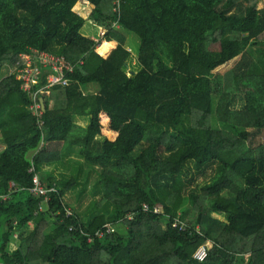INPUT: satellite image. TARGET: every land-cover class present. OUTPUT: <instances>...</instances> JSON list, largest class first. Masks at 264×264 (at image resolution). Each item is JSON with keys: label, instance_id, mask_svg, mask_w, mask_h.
<instances>
[{"label": "trees", "instance_id": "16d2710c", "mask_svg": "<svg viewBox=\"0 0 264 264\" xmlns=\"http://www.w3.org/2000/svg\"><path fill=\"white\" fill-rule=\"evenodd\" d=\"M259 1L0 0V264H264ZM35 52L73 67L39 95V118L31 95L51 69L39 65L31 92L12 70ZM63 154L101 168V197L85 216L65 204L77 176L46 204L28 190ZM210 170L208 184L189 188Z\"/></svg>", "mask_w": 264, "mask_h": 264}, {"label": "rangeland", "instance_id": "374dc122", "mask_svg": "<svg viewBox=\"0 0 264 264\" xmlns=\"http://www.w3.org/2000/svg\"><path fill=\"white\" fill-rule=\"evenodd\" d=\"M258 8L264 9V2L259 1ZM75 11L78 14L82 15L83 17H87L89 15L88 12L84 13V12L80 11V9L78 10L77 8ZM127 38H129V37H127ZM126 46H127L128 50H133L132 45L127 44ZM239 60H240L239 58H236V59L218 67L215 70L216 74L217 73L222 74V73L229 71L230 69H232L235 66L236 63H238ZM126 63H127V66L130 68V70L137 71L138 67L136 66L135 57H132L130 59V61H128ZM12 70L14 71V69H12ZM12 70H10V71L12 72ZM3 72L5 74H8L9 73L8 67L4 68ZM1 74H3V73H1ZM216 100H217V98L214 97V102H213L214 104L216 103ZM243 105H244V101L242 99H240L239 97L233 99V103H232L233 109H241ZM80 125L83 126L82 123H80ZM87 126L88 125H86V127ZM258 141H261V143L264 144V135ZM254 146H257V145L254 144ZM2 150H3V146L0 145V152ZM81 160H83L81 157L74 156L72 158V160L69 161L73 168L66 169V168H59L56 166H46L45 165L44 170H46L48 172H51L52 170H54V171H52V173H54V175H55L54 180L58 184H63V182H65V181L67 182L71 178L77 176V185L75 186V188L72 191H69L66 194L65 204H67V206H69L71 208V210L74 213H76L77 215L85 216V211L86 210L88 211L93 206L94 202L98 201L99 198L101 197V193L99 192L100 191L99 190V184L97 182V180L99 179V171L101 170V168L96 167V169H91L84 160L83 161H81ZM80 162L81 163L84 162V163L81 164V170L76 172L75 163H80ZM54 168H56L57 171ZM61 169H66L68 171H71L70 169H72V174L65 173L63 176H60V174H63V172H60ZM194 173H195L194 171L191 172V174H194ZM211 176H213L212 170H210L206 176L198 175L195 178V180L193 181L192 185L189 186V188L194 189L196 191H199L202 186L208 184ZM61 177H63V178L67 177V178L63 181V179H61ZM190 177H192V176L187 177V180H189ZM52 183H54V182H52ZM191 189H188V190L186 189L187 193ZM222 195H225V193H222ZM44 207L45 206H42V209ZM191 210H192V207L190 206V201L188 199H186L185 201H183V204L181 206V211L185 212L186 216H189L191 213ZM157 212L159 213V212H161V210H158ZM178 215H180V212L178 213ZM213 216H216V215L213 214ZM217 217L221 218L220 216H217ZM121 230H123L122 225L112 226V232L121 233Z\"/></svg>", "mask_w": 264, "mask_h": 264}, {"label": "built area", "instance_id": "2783aa9c", "mask_svg": "<svg viewBox=\"0 0 264 264\" xmlns=\"http://www.w3.org/2000/svg\"><path fill=\"white\" fill-rule=\"evenodd\" d=\"M21 59L23 61L22 67H16L18 63H16L14 71L17 74V78L22 81L23 89L28 92L32 91V86L36 85L41 74L39 67L42 66L43 69L49 67L50 73L45 76L46 84H44L38 91L31 95L33 106V114L35 117L39 118L42 114L41 106L39 104V95L45 94L49 95V91L52 86L64 84V76L68 73H73V67L66 63L63 58H54L50 55L44 53H33V55H21ZM40 65V66H39ZM41 68V69H42ZM44 75V74H43ZM31 172H34V167L30 169ZM14 182H10V186H14ZM29 192L33 196L41 197L44 204L49 201L50 193H54L58 190L55 184H49L45 180L41 178V176L37 173L33 176L32 186L28 188ZM2 198H6V196H0ZM143 211H148V206H142ZM39 211H42V208H39ZM72 212L70 210H66V217L69 218L72 216ZM130 219V216L127 217ZM175 227L178 228L179 231H183L184 227L179 224ZM98 239L103 237L102 233L96 234ZM92 242V240H90ZM207 256L206 245L201 246L194 258L200 261H203Z\"/></svg>", "mask_w": 264, "mask_h": 264}, {"label": "crops", "instance_id": "0c3cea01", "mask_svg": "<svg viewBox=\"0 0 264 264\" xmlns=\"http://www.w3.org/2000/svg\"><path fill=\"white\" fill-rule=\"evenodd\" d=\"M133 50H134V48H133ZM89 91L90 92H93V88H90L89 89ZM84 118H86L85 120L87 121L86 123H87V125H89V123H90V120H89V117H84ZM74 120H75V122L77 123V124H79L80 125V120H79V117H75L74 118ZM84 126V125H83ZM84 127H86V126H84ZM74 156H77V155H74V154H68V155H66V154H63V159L59 162V163H50V164H44V165H42L41 166V170L46 174V176L44 177L46 180V182L47 183H49V184H55L56 186H58L59 188H61L62 186H63V184H65V182H63V184H58L57 182H55V180H54V177H55V175H54V173H52V171H54V170H52L51 172H48V171H46V170H44V166L46 165V166H56V167H59V168H66V169H69V168H73L72 166H71V163L69 162L70 160H72V158L74 157ZM77 157H79V156H77ZM83 159V158H82ZM84 160V159H83ZM83 160H81V161H83ZM81 163V162H80ZM84 162H82L81 164H83ZM56 171H57V169L56 168H54ZM66 169H61L60 170V172H63V174H60V176H63L65 173H69V174H72V169H70L71 171H68V170H66ZM77 172V171H76ZM67 178V177H66ZM66 178H63V177H61V179H63V181L66 179ZM52 182H54V183H52ZM66 196V195H65Z\"/></svg>", "mask_w": 264, "mask_h": 264}, {"label": "clouds", "instance_id": "9594fccd", "mask_svg": "<svg viewBox=\"0 0 264 264\" xmlns=\"http://www.w3.org/2000/svg\"><path fill=\"white\" fill-rule=\"evenodd\" d=\"M21 55H25V53L24 54H21ZM21 55H20V59H21ZM15 72V71H14ZM133 75V74H132ZM16 79H18V78H16ZM19 80V79H18ZM50 92V91H49ZM42 95V94H41ZM41 99V98H40ZM40 99H39V104H40ZM40 106H41V108H42V105L40 104ZM41 112H42V109H41ZM249 131H251V130H249ZM56 186V185H55ZM58 189H59V187L58 186H56ZM182 225V224H181ZM183 227H184V225H182Z\"/></svg>", "mask_w": 264, "mask_h": 264}, {"label": "water", "instance_id": "95a60500", "mask_svg": "<svg viewBox=\"0 0 264 264\" xmlns=\"http://www.w3.org/2000/svg\"><path fill=\"white\" fill-rule=\"evenodd\" d=\"M131 74H134L133 72L131 73ZM40 104L42 105V110H44V106H43V100L42 99H40Z\"/></svg>", "mask_w": 264, "mask_h": 264}]
</instances>
